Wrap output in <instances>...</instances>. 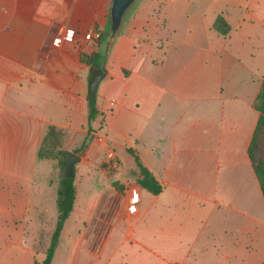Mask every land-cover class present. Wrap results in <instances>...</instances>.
<instances>
[{
	"label": "crops",
	"instance_id": "1",
	"mask_svg": "<svg viewBox=\"0 0 264 264\" xmlns=\"http://www.w3.org/2000/svg\"><path fill=\"white\" fill-rule=\"evenodd\" d=\"M109 4L0 0V264L40 260L39 240L56 223L58 167L37 154L50 124L75 152L92 136L74 162L75 199L53 254L64 250L61 264H264V198L248 155L264 0H138L115 36ZM95 29L98 38H85ZM103 48L89 133L82 54ZM108 148L119 167L106 175ZM129 148L161 191L137 182L135 161L128 179L118 151ZM102 173L109 184L80 197ZM129 184L140 194L133 216Z\"/></svg>",
	"mask_w": 264,
	"mask_h": 264
},
{
	"label": "trees",
	"instance_id": "2",
	"mask_svg": "<svg viewBox=\"0 0 264 264\" xmlns=\"http://www.w3.org/2000/svg\"><path fill=\"white\" fill-rule=\"evenodd\" d=\"M214 27L221 33L225 34L229 30V24L225 18L218 14L214 20ZM108 49V47H107ZM106 48L99 51H91L89 53H83L82 59L91 66V68H103V62L106 58ZM96 96L97 90H89L87 93V104H88V114H87V128L88 132L95 130L92 126V120L96 117L98 113V108L96 106ZM255 106L259 110V116L256 121L255 127L253 129L250 142L248 145V155L250 158L251 166L256 175L257 181L259 183L261 193L264 198V75L262 78L261 88L255 100ZM63 138V131L56 125L50 124L47 128L45 136L41 145L38 148L39 157H49L54 155V150L57 149L61 153V162L65 167V148L61 147V142ZM83 144L80 146L82 148ZM79 150V149H78ZM129 151L133 154L134 161L137 166V182L146 188L147 190L158 193L162 189L161 183L157 180L155 175L151 170L143 163L140 156L135 150L129 148ZM76 194V185L74 182V176H68L65 171L60 176V185L58 188L57 196V208L58 216L51 233L50 243L45 250V254L42 259L35 260L33 264H51V260L54 254L55 246L59 239V234L62 229L65 218L69 215Z\"/></svg>",
	"mask_w": 264,
	"mask_h": 264
},
{
	"label": "water",
	"instance_id": "3",
	"mask_svg": "<svg viewBox=\"0 0 264 264\" xmlns=\"http://www.w3.org/2000/svg\"><path fill=\"white\" fill-rule=\"evenodd\" d=\"M137 2L138 0H110L107 18L109 23L108 31L112 36L117 35L121 31L129 12ZM91 72L92 75L89 79V90L93 91L97 88V84L103 77L104 72L98 68H91ZM91 138L92 136L86 140L79 153L71 149H65L64 171L68 176H74V162L81 158V152L88 145V142L91 140Z\"/></svg>",
	"mask_w": 264,
	"mask_h": 264
},
{
	"label": "rangeland",
	"instance_id": "4",
	"mask_svg": "<svg viewBox=\"0 0 264 264\" xmlns=\"http://www.w3.org/2000/svg\"><path fill=\"white\" fill-rule=\"evenodd\" d=\"M61 147L64 148L63 147V138H62V142H61ZM80 149L81 148L78 147V148H76V151L79 152ZM53 152H54V155L53 156H49V157H46V158L55 160V165L58 167L59 175L61 176V174H63V172H64V164L61 162V159H60L62 156H61V153H59V151L57 149H55ZM118 153L120 154V156H121V158L123 160V163H124V166H125V169H126V174L128 176V179L129 180H134V175H133V173H131V167L134 165V160H133L132 154L129 153V152H126L125 150H119ZM104 159H105V154H104V158H103V160L101 162V166L104 167L105 174L106 175H109L113 171H115L117 168H107L106 167V163L104 162ZM105 174L102 173L101 176L93 182L92 187L89 188L88 190L87 189L84 190V189L80 188L79 189V196L80 197L85 196L86 193H88V191H90L91 193L92 192L95 193V192H98L100 190V188L101 189H102V187L105 188L104 186L106 184H109V178ZM59 185H60V183H59ZM54 223L53 222H50L48 224V228L45 227L44 235L39 240L40 244L47 245L46 248L49 245L48 243H50L49 242L50 241V235H51V231H52V227H53V224ZM70 227H71V224H70ZM46 248H45V250H46ZM45 250L44 249L42 251L40 250L37 253V257L42 259L43 256H44V254H45ZM35 260L38 261V259H35ZM64 260H65L64 250H62L60 248L55 253V255L53 256L52 261H51V264H61V263H63Z\"/></svg>",
	"mask_w": 264,
	"mask_h": 264
},
{
	"label": "built area",
	"instance_id": "5",
	"mask_svg": "<svg viewBox=\"0 0 264 264\" xmlns=\"http://www.w3.org/2000/svg\"><path fill=\"white\" fill-rule=\"evenodd\" d=\"M65 36L67 37H72L73 32L72 31H66ZM85 38H91V37H96L98 38L100 36V32L98 30H88L84 34ZM57 39V38H56ZM98 139L102 140V137L98 135ZM104 162L106 163L107 168H117L119 167V160L116 157V153L114 151V148H108L106 153H105V160ZM124 197L127 201V210L129 216H133L135 212L137 211V204L139 202L140 194H139V189L136 186V184H129L127 185L125 191H124ZM118 202L116 199L113 202V207L109 210L110 213H113V208L114 205Z\"/></svg>",
	"mask_w": 264,
	"mask_h": 264
}]
</instances>
